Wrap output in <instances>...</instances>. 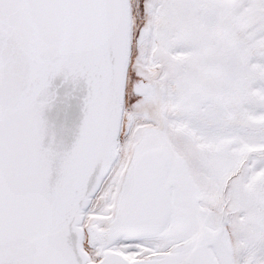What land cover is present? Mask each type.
I'll use <instances>...</instances> for the list:
<instances>
[{"label": "rangeland", "instance_id": "obj_1", "mask_svg": "<svg viewBox=\"0 0 264 264\" xmlns=\"http://www.w3.org/2000/svg\"><path fill=\"white\" fill-rule=\"evenodd\" d=\"M128 9L118 135L80 223L88 261L156 258L221 225L227 255L212 248L216 264H264V0H128ZM157 148L167 214L145 220L156 187L122 202L139 175L154 184L136 163ZM188 211L204 220L177 227Z\"/></svg>", "mask_w": 264, "mask_h": 264}, {"label": "water", "instance_id": "obj_2", "mask_svg": "<svg viewBox=\"0 0 264 264\" xmlns=\"http://www.w3.org/2000/svg\"><path fill=\"white\" fill-rule=\"evenodd\" d=\"M128 46V0H0V264H216L221 225L137 261L92 263L81 247L118 135Z\"/></svg>", "mask_w": 264, "mask_h": 264}, {"label": "bare ground", "instance_id": "obj_3", "mask_svg": "<svg viewBox=\"0 0 264 264\" xmlns=\"http://www.w3.org/2000/svg\"><path fill=\"white\" fill-rule=\"evenodd\" d=\"M165 158L162 157L160 149H155L152 152H148L147 154L142 155L137 163H136V169L138 171H141V173L145 170H152L154 172V184L150 183V187H156V191L157 194H155L154 196V200L152 201L151 205L148 208V213L147 215L150 218H154L156 216H161L164 218L166 217L167 214V210L165 208V200H166V195L163 194V190H161L160 188L162 187L161 185H163V181H164V173H165ZM135 169V170H136ZM184 197V196H183ZM185 199V198H184ZM185 201V200H184ZM188 203V201H187ZM181 206L184 207L183 202L181 203ZM192 209L191 206L189 208V210ZM178 212V211H177ZM183 212V211H182ZM186 212V211H185ZM189 212V211H188ZM187 212V213H188ZM177 215V213H176ZM176 215L174 218V222H176ZM181 215V214H180ZM183 215V214H182ZM178 217V216H177ZM184 222L180 223V224H176L177 227L179 228H186L188 223H191L193 221H198V220H204V215L202 213H194L192 211H190L188 213V215L186 214L184 217ZM181 220V219H179ZM162 222V221H161ZM163 224L159 223L158 225L150 228L149 231H147L148 234H152V233H156L158 232ZM217 251L219 252L220 255H222L224 258H226V247L222 244V242L219 243L218 247H217Z\"/></svg>", "mask_w": 264, "mask_h": 264}, {"label": "flooded vegetation", "instance_id": "obj_4", "mask_svg": "<svg viewBox=\"0 0 264 264\" xmlns=\"http://www.w3.org/2000/svg\"><path fill=\"white\" fill-rule=\"evenodd\" d=\"M148 184H149V182H147L146 178H144L143 176L139 177L135 186L131 187V183H130L128 185V188L126 189L125 197H124L122 203L125 204V200H126V202L128 203L127 206H129V203H131L130 200H132L133 197L136 196L139 192H141L142 190H145L147 188ZM126 195H127V198H126Z\"/></svg>", "mask_w": 264, "mask_h": 264}]
</instances>
